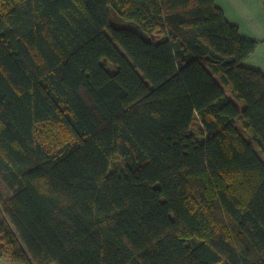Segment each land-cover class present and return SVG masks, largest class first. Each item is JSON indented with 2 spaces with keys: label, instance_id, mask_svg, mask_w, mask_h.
Returning <instances> with one entry per match:
<instances>
[{
  "label": "trees",
  "instance_id": "trees-1",
  "mask_svg": "<svg viewBox=\"0 0 264 264\" xmlns=\"http://www.w3.org/2000/svg\"><path fill=\"white\" fill-rule=\"evenodd\" d=\"M255 45L213 0H0V259L264 264Z\"/></svg>",
  "mask_w": 264,
  "mask_h": 264
},
{
  "label": "crops",
  "instance_id": "crops-1",
  "mask_svg": "<svg viewBox=\"0 0 264 264\" xmlns=\"http://www.w3.org/2000/svg\"><path fill=\"white\" fill-rule=\"evenodd\" d=\"M225 19L237 25L239 32L256 41L245 64L264 72V0H213ZM0 264H10L0 259Z\"/></svg>",
  "mask_w": 264,
  "mask_h": 264
},
{
  "label": "rangeland",
  "instance_id": "rangeland-1",
  "mask_svg": "<svg viewBox=\"0 0 264 264\" xmlns=\"http://www.w3.org/2000/svg\"><path fill=\"white\" fill-rule=\"evenodd\" d=\"M196 127H197V123L195 122L192 126V129L196 130ZM8 194H9V190L7 189L5 184L0 180V196L2 198H5Z\"/></svg>",
  "mask_w": 264,
  "mask_h": 264
}]
</instances>
